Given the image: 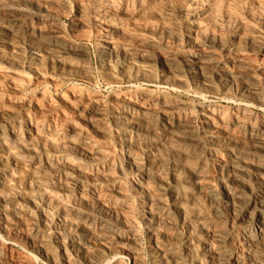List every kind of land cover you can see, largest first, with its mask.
<instances>
[{
	"label": "rangeland",
	"instance_id": "obj_1",
	"mask_svg": "<svg viewBox=\"0 0 264 264\" xmlns=\"http://www.w3.org/2000/svg\"><path fill=\"white\" fill-rule=\"evenodd\" d=\"M5 1L7 0H0V3H3V2L6 3ZM57 1H58L57 3L58 6L55 11L57 13H55V15H57L56 17L61 24L60 25L61 30H60L59 36L63 40L67 41L68 43L73 44L79 50V52H81L82 54L84 53L83 55L86 59L85 62L87 64L86 65L87 71L85 73L86 75L82 74L79 76L78 73H76L75 71H74L75 73H73L72 71L65 69L62 65H60L59 61H57L54 57H52L46 45L43 44L44 42L41 40L37 39L38 41H36L37 43H35L36 49L34 50L37 54L36 53L33 54V52L31 53V51L28 50L27 47H23V45L21 44V37L20 39L19 37L9 38L11 44L8 45L7 48L1 47V38H0V100H1L0 101V126L4 125V129L6 131H8L9 128H15L17 130V133H19L18 136L20 137V139H22L23 141H27L28 137H30L28 136L30 135V132L28 131L30 128L29 127L30 124L28 123L29 121L27 119V116L36 117L37 119L40 118L41 124L45 123V125L50 126V132L48 133V135H52L50 139L52 140V142L55 141L57 143L58 142L61 143L64 141L63 139L65 138V135L67 134L71 126L75 124L74 125L75 127L77 128L81 127L80 130L83 133L85 134L88 133L87 135L92 136L94 140L101 141L106 146L108 145L109 148H111L110 149L111 157L109 161H108L109 158L102 159L99 161L97 160L93 161V160H88V159H85L84 157L81 158V156H78V158L76 157L75 159L76 161L75 160L73 161H75L76 165L80 168V170L82 171V174L84 172H86L87 174L91 171H94L95 169H98V171L100 170V172L101 170L104 172V170L109 169V176L112 175L111 177H113L112 178L113 180L108 179L107 181L104 180L101 183L107 189H110L111 187H114V186H120L119 188L122 194L121 198H117V200L114 199L113 201L115 204L118 205L119 202L123 200L125 202L126 207L124 206L125 209L123 208V210L114 211L117 213H114L112 210L106 212V210L100 211L98 209L95 210V208H93L94 211L93 210L91 211V215L92 216L94 215V219L95 221L97 220L96 221L97 224L102 223L103 228H104L103 231L105 232H102V234L97 235L99 238L95 235H94L95 237L93 236L91 237L92 239L97 237L96 239H94L95 242L97 243H95L94 240H92L91 238L88 239L89 240L88 242L87 240L83 242L81 240H78L76 229L74 227H72V229L71 227H68V226L66 227V224H67V221H70L72 219V216L70 214L72 211L70 212L68 210H72L73 208H75L76 211L80 210V211L88 212V210H86L82 206L81 202L79 203L80 199L78 197L79 194H78V188H77L78 183H80L81 181H83V183L86 182V178H83L85 177L84 176L85 173L82 176H78L77 173L72 171L74 173L73 174L69 170L66 173L67 182L63 180L58 181L55 178L56 176L53 174V172L49 173L48 176L45 175V177L47 176L45 178V183L47 184V185L45 184L46 185L45 191L47 190L45 196L47 200L49 199L48 202L50 204L48 203L46 207H43L40 200H38V201H35L37 202L36 207H35V203L32 206V204H30V201H28V199L31 197L32 194H30L31 193L30 189H27L29 187V185L27 184L28 183L27 174H28V171L30 173V171H32L33 168H36L39 165L41 167L39 166L37 170H40V168L41 169L43 168L41 164H42V157L44 156L42 152L39 151V147L37 146L38 148H36L38 152L36 150V153H34L32 156H28L24 154L23 157H25V161H28V162H26L27 166H23L22 168H20L19 166L16 167L15 165H12L11 163L3 164L0 162L1 163L0 164V198L2 197V195L5 197L7 196V198L10 197L9 199L12 200V202H14L13 203L14 205L12 204L13 209H11L12 207H10V205H7L5 206V208H2V209L0 208L1 212L6 210L4 214L5 219H6L5 220L6 226L4 227V229L0 228V244H3L5 247V249L2 251V254L0 255V264H22V263H25V261L27 262L25 264H28V263L29 264H105V263L106 264H132L134 260H136L138 264H149V263L157 264L158 261H159L158 264H164V263L165 264H172V263L174 264H181V263L182 264H208V261H207L208 258H207V254L204 251L205 246L203 243H207V245L209 244L210 245L209 247H211V249L213 250L219 249L220 253L222 252L221 253L222 258L223 259L229 258L231 260L229 264H234L232 260L236 255L237 247H234V246L232 247V244H230L229 242L231 240V237L234 236L236 232L238 231V229L242 226V224H240L239 216L237 215H239V213L242 210H246L248 207H249L248 209L251 208L254 197L256 196L258 192L259 182L257 180L258 178L257 179L255 178L258 176V173L252 167L254 165V161H256L257 159L260 158L264 160V156H262V153L256 151L255 148H252L253 147L252 145H250L249 147L247 146L248 148H245L244 149L245 151L243 152L239 151L238 158H241V160L248 163V165L243 162L244 165L242 163L237 166L238 174H239L238 180L240 182H243V184H241L238 180L235 183L234 182L231 183L232 180L230 177L228 179L224 177L223 179L220 176H218V174H216L214 170L213 164H211L212 163L211 159L214 157V155L221 153V151L214 146L207 145V142H205L204 139H201L200 137H197V138L195 137L194 139L196 140H193L192 143H190L191 141L190 142L186 141L187 140L186 138L184 139V141L186 142H184L183 139H180L181 142H179L180 140L176 138H170L172 139V141L170 139L166 140V138H164L163 136H162L163 138L159 136L161 134L160 133L161 131H159L158 129H156L155 131V135L158 136V137L156 136V138L154 137L155 135H153L152 137L151 134L147 135V137L144 136L145 138H143L142 137L143 135H142L141 136V142H142L141 151L139 150L137 152V154L139 155L135 153L138 156L137 157L135 155L136 159L137 158L139 159V163H137V165L145 169L149 162L150 163L154 162L157 167V170H154V169L150 170V172L154 171V172H151V175L158 176V174H160L159 177L162 180V183L159 185V187H157L156 185L154 186V184H152V186L150 187V190L152 189L151 192L153 191L155 192V194L154 192L152 194L153 198L154 199L157 198V200L160 201V203L157 204L158 208L156 206H155L156 208L153 207V211L154 213H156V216L158 218L160 217V221L157 222L155 220H151L152 219L150 216L151 212H149L146 207L147 193L144 191V189H141L144 192L143 193L141 190L140 191L137 190L136 192V190H134L133 188V185L136 182H138V179H139V177H137V174L134 172L132 173V171H128L129 173L127 172L126 176L124 175L122 177L116 174L117 173L116 169L121 165V163L122 165L125 164V152L123 148H121V145L123 144L124 130H125L123 129V126H122L124 124V121H122L124 120L122 114H124L126 107L123 104V102H121L122 101L121 99L129 98V97L131 98L138 97L140 92L150 93L151 95L155 97L159 95H164L176 101L181 106L185 105L184 107H186V110H187L186 111L187 117L191 118L192 120H196V121L200 118L199 110L203 105L219 108L221 112L226 113L224 114L226 118L228 117L232 109L238 107L240 108V110L243 109L246 112L248 111L251 112L253 119L255 118L254 120H252L253 123H255L256 125L261 124L262 122H264V78H263L264 77V27H263L264 18H262L264 17V14H263L264 5L262 6V12H261V8L259 11H257L256 9L258 7L257 4H254V2L257 3L256 0H218V1L216 0V2L215 0H208L205 3V5H206L207 10L211 13L210 17L212 21L209 22L208 25L206 22H201L199 26L202 29L201 28L198 29L195 26L196 23L194 22L195 16H193L192 12L186 11V9L183 6V3H181L182 0H122V2L121 0H115L116 2H114L113 0L114 4L112 7H110L109 12L105 13V17L107 18L111 17L114 23H119V22L123 23L125 34L124 33L121 34L120 37H114L115 39H113V41L115 45L117 46V48L119 46L118 49L120 53L122 52L123 54L127 55L128 58H130V59L126 58L125 62L124 61L122 62V60H120V62L116 65V67L124 69V68H127L126 67L127 65L131 66V64L133 65L134 63L136 64L137 62L138 63L136 64V66L139 64L137 67H140L141 65H144L146 63H150V64L152 63L153 70H151V72L149 71L148 74L146 73L147 75L145 76L146 77L148 76V77L147 78L145 77V79L150 78L149 79L150 81L152 80L154 81L156 79L154 81V84L149 85L147 82L137 81V82H133V86H131L128 83L125 84V82H122V83L118 82L120 80L119 79L120 77L118 76L116 71L114 73L111 72L110 75H109V72L106 73L108 75L107 76L108 78L107 77H106L107 79L105 78V75H104L105 72L103 71L104 69L100 67V65L102 66V64H101V60L99 56H101L100 48H102L101 47L102 38L104 37V35L107 36V33L103 32L104 34L102 33L101 36L100 35L97 36L98 35L97 27H95L96 25L95 23H93L94 18H96L95 17L96 14L91 12V10L93 12L94 10H93L90 0H57ZM232 1H234V3ZM259 1H261V4L264 3L262 2L264 0H259ZM235 4H238V5H235ZM0 8H1L0 10V23H1L2 20H4L5 18H7V16L10 15V13H9V10H7L9 9L7 6H2L0 4ZM78 10L83 11L81 16H78ZM153 11L155 13L156 12L161 13L160 15L161 17L157 18V17H154L153 14L149 15V12H153ZM143 13H148V16H144ZM258 13H260L261 16ZM6 14L8 15L6 16ZM40 15L41 14L31 12L28 16V20H32L33 23H35L37 18L40 17ZM103 15L104 14H102V16ZM98 17H100V15H98ZM213 19L215 21H213ZM80 20L82 23L85 22L84 25L85 24L86 25L82 26L83 24L80 22ZM70 22H73V23H70ZM144 25L146 26L144 27ZM163 25L165 26L167 30L168 29L171 30L173 34V35L171 34V38L166 36L168 32L164 31ZM82 30L84 31V33ZM108 36L113 37L114 34L112 35L108 33ZM139 41H141V43H139ZM194 41L198 42L200 45L202 44L201 46L202 48H204L205 51H208V53L210 54L212 53L211 55H212L213 62L216 63V61L218 60L217 62L221 63V62H225L227 58L228 59L230 58L234 60L236 64H239V67L237 66L235 71H238L240 73L242 72L241 74L243 76L241 77V75H237L235 77L237 78L235 81L236 88L233 87V90L235 88L233 92H236L234 94L236 95L234 97L235 101L233 102L225 101L222 98L223 97L221 96L222 92H220L221 84L219 83V80L217 79V76H218L217 69L218 68L216 66L211 67L209 70V86L212 89L211 91H214L216 93L213 92V94H209V96H207L206 98L207 99L206 102L198 95L196 90L192 87L193 85L192 83H190L192 81H191V77L189 73L187 72V67H186L187 62L185 61L186 60L185 58L187 55L195 54L197 52L196 48H194L193 46ZM242 43H244V45ZM18 46H21V47L19 48ZM14 47L16 48V50ZM227 51H229L231 56L230 54H226ZM234 53L237 54L236 57H234L235 56ZM142 56L144 58H141ZM162 57L166 58L167 60L171 62V64L175 68V72L177 73L180 81L182 82L181 87L183 86L184 89L182 88L175 89L171 86H166L164 85V83L161 82L162 76L160 77V75L162 74V72L159 66L160 64L159 58H162ZM3 58L5 61L3 60ZM9 59H11L12 61ZM141 59L144 61H142ZM145 60L147 61L145 62ZM28 66H34V68H36V70L35 69L34 70L37 71V73L39 72L38 75L36 72H31L30 70L31 68ZM11 72L14 74H12ZM15 72L17 75L15 74ZM245 73H246V76H245ZM21 76H24V77H21ZM62 76H67V77L69 76V78L66 80H62L61 78ZM110 76L112 80L110 79ZM113 78L116 79L114 80V82H113ZM110 80L112 84H110ZM251 83L254 84V86H252ZM246 84L249 85L250 87H253V89L255 90L254 101L256 102L252 103L250 101L249 102L241 101L240 98L237 97L238 96L237 90L241 89V87L242 86L244 87V85ZM74 97H78V98L75 99ZM94 99H97V104L99 107V115L97 117L93 116L94 112L92 108L88 107L87 109L83 110L84 108L83 106H85L83 102H86L88 100L92 102ZM62 102L64 103V105ZM36 105L39 106L42 110H44L42 114H37V115L35 114L33 110ZM259 105H263L262 109H261V106ZM246 116L249 117L248 114H246ZM120 118H123V119L119 121ZM91 123L93 124L91 125ZM96 125L98 129L96 128ZM93 126H95V128L98 131L100 128L101 131L99 132H102L104 134V138H101V139L99 138L98 135L100 134L97 133L94 130V128H92ZM33 138L35 137L31 136V140ZM163 139L165 142L163 141ZM32 141L34 144H38V142H36L38 140L33 139ZM32 141H31V144H33ZM166 141L169 143H167ZM147 142L149 143V145ZM164 147H167V148H164ZM169 147L172 148V150H170ZM251 150H253V152ZM157 159H160L159 160L160 162H158ZM50 160L60 164L62 160V154L57 152L53 156L50 157ZM108 164L110 167L108 166ZM111 166L113 169L111 168ZM23 168H27V171L26 169L24 170ZM20 170H22L24 173ZM42 170L46 171L44 169ZM196 170L197 171L201 170L200 172H202L203 174L204 173L209 174L208 175L209 178L207 180L209 181V183L207 182L208 185L210 184L211 186V187L208 186L209 187L208 189H210L209 193H207L208 190L200 193V191H198V189L195 187L194 182H191V180L194 181L193 180L194 178H192L193 176L192 172H195ZM17 171L20 173H23L24 176L20 177L21 174L20 175L18 174L19 175L18 176ZM51 171L49 170L46 172L48 173ZM209 171H212V172L214 171V172L213 174H211V172ZM46 172L45 174H47ZM112 172L113 174H111ZM240 172L244 174H240ZM68 175H69V180H68ZM210 175H211V178H210ZM219 177L221 178L220 180H219ZM225 180H228V181H225ZM219 181L221 185L219 184ZM63 182L64 184L61 187L62 185L61 183ZM229 182L232 185L233 184L234 185L231 186ZM17 183L18 184L20 183V184L17 185ZM56 185L57 187H60V190L59 188L57 189V187H55ZM222 185L227 186L228 188L230 187L232 192L235 193V197H237L238 195V198H237L238 201L236 200L234 202V208H233V210L235 209L234 211L233 210L230 211L229 208L225 207V203L223 202L225 198L223 194ZM238 190L241 192V194ZM47 193H48V196H47ZM156 194L157 196H155ZM76 197H78V199ZM173 197L176 198L177 200L179 210L175 209V203L173 202ZM76 200H78V202ZM56 201H59V202L57 203ZM57 204L61 206L59 205L57 206ZM65 205L66 206L71 205L70 207L72 208L70 207L67 208ZM60 207L66 208L64 209L65 211H67L65 214L66 216L64 217L65 219L61 217V211L59 210ZM16 209H19V211ZM21 210H24V211H21ZM7 211L8 213L9 211L10 212L14 211L13 214L16 217H13L14 215L12 213L8 214ZM74 211L75 210L73 209V212ZM118 211L120 212V214ZM179 213H181L180 214L181 217H179ZM43 214L45 217H47L45 218L46 220L44 218H41ZM124 216H125V219H123ZM0 217H1V214H0ZM126 219L127 221H125ZM255 220L256 218L253 215V217L249 220V222L244 224V226H247V227L252 226L255 223ZM121 221H124L123 225ZM63 222H66V224H64L65 226L62 225ZM160 222H162L163 224H161ZM7 224H9L8 225L9 227L7 226ZM97 224L93 226V229L96 232L98 231ZM60 225L62 227L64 226L65 228H60L59 227ZM156 228L157 230H155ZM153 230L155 231L153 232ZM68 231L71 233V236L74 239L75 237L77 238L75 240L76 241L78 240L77 242L79 243L77 242H75L74 244L71 243L72 242L71 239L65 235V233ZM210 232L212 233L214 232L213 234H215V236H218L216 240L211 239L213 238V234L211 233L212 235L210 236ZM57 234H58V237L56 236ZM27 237H29L30 239L29 238L27 239ZM59 237L61 239H63L62 237H64V239L61 240ZM152 237L154 238L152 239ZM25 239H27L28 241ZM35 239L37 242H35ZM104 240H106V242ZM90 241L93 243L92 245H88V243L91 244ZM208 241L211 242V244L208 243ZM154 242L155 243L157 242V243L154 244ZM36 243L38 246L36 245ZM80 245L82 248L79 250ZM161 245L162 247L164 246L166 249H168L169 252L171 251L169 255H166L162 260H160L158 257L154 258L155 251L157 250V246L158 248L159 247L161 248ZM39 247H42L43 249L45 248L43 252L45 251L44 253H47V254H44V253L42 254L41 251L39 250ZM62 247L64 249H62ZM110 247L113 251L110 249ZM106 249L108 251H106ZM153 249H155V251ZM86 250L89 253L85 252ZM87 260L88 261L90 260L89 263Z\"/></svg>",
	"mask_w": 264,
	"mask_h": 264
},
{
	"label": "bare ground",
	"instance_id": "obj_2",
	"mask_svg": "<svg viewBox=\"0 0 264 264\" xmlns=\"http://www.w3.org/2000/svg\"><path fill=\"white\" fill-rule=\"evenodd\" d=\"M208 0H182L181 3H183L184 8L186 9V11H190L193 13V16H195V26L200 29L201 27L199 26L201 24V22H206L207 25L209 22L212 21L211 19V13L207 10L205 3ZM218 1V0H217ZM257 3L254 2V4H257L258 7L256 8L257 11L260 10L261 8V12H262V6L264 5V3L261 4V1L256 0ZM6 3H0L2 6H7L9 9V13L10 15L7 16L8 14H6L7 18H5L4 20L1 21L0 23V35H1V47L2 48H7L8 45L11 44L10 39L9 38H18L20 39L21 37V44L23 45V47H27L28 50L31 51V53L33 52L36 53L34 50L36 49L35 47V43H37L36 41L41 40L43 41L48 49V51L50 52V54L52 55V57H54L57 61H59L60 65H62L65 69L72 71L73 73H78V75H84L87 71L86 69V62H85V57H84V53L82 54L81 52H79V50L71 43H68L67 41L63 40L62 38H60L59 33H60V22L57 19V15H55L56 9H57V0H7L5 1ZM91 5L93 7L94 12L91 10L92 13L96 14V18H94L93 23H95V27H97V36H101L103 32L107 33V36L104 35V37L102 38V45L100 48L101 49V56L100 60H101V64L100 67H102V69H104L103 71L105 72V78L108 76L106 73L109 72V75L111 72H117L118 76L120 77L119 81L120 83L125 82L128 83L129 85L133 86V82H137V81H143V82H147L149 85L150 84H154V81L156 80H152L150 81L149 79H145V75L148 74V72L151 70H153L152 67V63H146L144 65H141L140 67H137L136 64L138 63H134L133 65L131 64V66L127 65V68H118L116 67V65L120 62V60H122V62L126 61L127 55L123 54L122 55L119 51V46L117 48V46L115 45L113 39H115L114 37H120L121 34L124 33V28H123V23L119 22V23H114L113 19H111V17L107 18L105 17V13H108L110 10V7L113 6V0H90ZM114 2H116L114 0ZM122 2V0H121ZM152 2V1H151ZM216 2V0H215ZM230 2V1H229ZM234 3V1H232ZM264 2V1H262ZM66 3V2H65ZM176 3V2H175ZM225 3V2H224ZM231 3V2H230ZM71 4V3H70ZM227 4V3H226ZM253 4V3H252ZM78 5V4H77ZM140 5V4H139ZM137 5V6H139ZM159 5V4H158ZM238 5V4H235ZM168 6V5H167ZM254 6V5H253ZM62 7V6H61ZM91 7V8H92ZM59 8V7H58ZM183 8V7H182ZM213 8V7H212ZM264 8V7H263ZM159 9V8H158ZM166 9V8H165ZM209 9V8H208ZM211 9V8H210ZM237 9V8H236ZM1 10V8H0ZM60 10V9H59ZM124 10V9H123ZM122 10V11H123ZM178 10V9H177ZM61 11V10H60ZM144 11V10H143ZM238 11V10H237ZM3 12V11H2ZM31 12L34 13H38L41 14L39 18H37L36 22L33 23L32 20H28V16ZM59 12V11H58ZM163 12V11H162ZM253 12V11H252ZM260 12V13H261ZM83 13V11L78 10V16H81ZM213 13V12H212ZM234 13V12H233ZM258 13L260 16L261 14ZM102 14H104L102 16ZM129 14V13H128ZM144 16H148V13H143ZM154 15V17L160 18L161 13H155L153 12H149V15ZM164 14V13H163ZM179 14V13H178ZM264 14V13H263ZM62 15V14H61ZM98 15H100V17H98ZM228 15V14H227ZM2 16V15H1ZM68 16V15H67ZM231 16V14H230ZM259 16V18H260ZM38 17V16H37ZM192 17V16H191ZM79 18V17H78ZM81 18V17H80ZM264 18V17H262ZM77 19V18H76ZM191 19V18H190ZM220 20V19H219ZM113 21V22H112ZM117 21V20H115ZM213 21H215L213 19ZM231 21V20H230ZM234 21V20H233ZM81 22V20H80ZM79 22V23H80ZM73 23V22H70ZM82 23V22H81ZM85 23V22H84ZM84 23H82V26H85ZM243 23V22H242ZM164 24V23H163ZM211 24V23H210ZM238 24V23H237ZM73 25V24H72ZM77 25V24H76ZM184 25V24H183ZM146 25H144L145 27ZM170 26V25H169ZM213 26V25H212ZM244 26V25H242ZM77 27V26H76ZM167 27V26H166ZM195 27V28H196ZM237 27V26H236ZM264 27V26H263ZM83 28V27H82ZM135 28V27H134ZM164 31H167V35L168 37L171 38V30L170 29H166L165 26L163 25ZM204 28V27H203ZM257 28V27H256ZM133 29V28H132ZM131 29V30H132ZM161 29V28H160ZM173 29V28H172ZM202 29V28H201ZM206 29V28H205ZM75 30V29H73ZM130 30V31H131ZM152 30V29H151ZM170 30V32H169ZM213 30V29H212ZM220 30V29H219ZM233 30V29H232ZM243 30V29H242ZM250 30V29H249ZM255 30V29H254ZM83 31V30H82ZM204 31V30H203ZM211 32V31H210ZM80 33V32H79ZM84 33V31H83ZM96 33V32H95ZM109 34H114V36L110 37L108 36ZM162 33V32H161ZM260 33V32H259ZM75 34V33H74ZM104 34V33H103ZM125 34V33H124ZM252 34V33H251ZM262 34V33H261ZM173 35V34H172ZM179 35V34H178ZM177 35V36H178ZM195 35V34H194ZM203 35V34H202ZM242 35V34H241ZM245 35V34H244ZM216 36V35H215ZM92 37V36H91ZM175 37V36H174ZM213 37V36H212ZM221 37V36H220ZM250 37V36H249ZM252 37V36H251ZM134 38V37H133ZM132 38V39H133ZM147 38V37H146ZM245 38V37H244ZM38 39V40H37ZM141 39V38H140ZM209 39V38H208ZM238 39V38H237ZM166 40V39H165ZM240 40V39H239ZM15 41V40H14ZM161 41V40H160ZM210 41V40H209ZM218 41V40H217ZM220 41V40H219ZM10 42V43H9ZM137 42V41H136ZM165 42V41H164ZM178 42V41H177ZM252 42V41H251ZM139 43H141V41H139ZM167 43V42H166ZM13 44V43H12ZM121 44V43H120ZM125 44V43H123ZM229 44V43H228ZM241 44V43H240ZM244 45V43H242ZM250 44V43H249ZM122 45V44H121ZM202 45V44H201ZM198 42H193V46L194 48H196V53L195 54H189L186 56V67H187V72L189 73L190 77H191V81L190 83H192V87L196 90V92L198 93V95L205 100L206 102V98L207 96H209V94H213L214 91H211V87L209 86V70L211 67L216 66L218 69V76L217 79L219 80V84L221 87L220 92H222L223 96L222 98L225 101H235L234 97L236 95H234L236 92H233L236 88L235 85V81L237 78H235L237 75H241V77L243 76L240 72L235 71L237 66L239 67V64H236L234 62V60L232 59H228L225 62H221L218 63L216 61L213 62L212 61V53H208V51H205L204 48H202ZM238 45V44H237ZM14 46V45H12ZM38 46V45H37ZM129 46V45H128ZM140 46V45H139ZM151 46V45H150ZM235 46V45H234ZM17 47V46H15ZM14 47V48H15ZM19 48L21 46H18ZM122 47V46H121ZM230 47V46H229ZM241 47V46H239ZM12 48V47H10ZM26 48V49H27ZM147 48V47H146ZM174 48V47H173ZM16 50V48H15ZM22 50V49H21ZM96 50V49H95ZM122 50V48H121ZM228 50V49H227ZM11 52V50H10ZM13 52V50H12ZM47 52V51H46ZM4 53V52H3ZM222 53V52H221ZM238 53V52H237ZM37 54V53H36ZM99 54V53H98ZM99 54V55H100ZM225 54V53H224ZM226 54H230L229 51H227ZM47 55V54H46ZM49 55V53H48ZM216 55V54H215ZM234 57H236L237 54L234 53ZM241 55V54H240ZM245 55V54H244ZM248 55V54H247ZM5 56V55H4ZM10 56V55H9ZM24 56V55H23ZM36 56V55H35ZM44 56V55H42ZM231 56V54H230ZM246 56V55H245ZM253 56V55H252ZM18 57V56H17ZM217 57V56H216ZM250 57V56H249ZM262 57V56H261ZM5 58V57H4ZM3 58V60H4ZM12 58V57H11ZM35 58V57H34ZM46 58V57H45ZM135 58V57H134ZM140 58V57H139ZM141 58H144L143 56ZM154 58V57H153ZM218 58V57H217ZM260 58V57H259ZM37 59V58H36ZM130 59V58H128ZM147 59V58H146ZM160 59V69L162 74L160 75L161 77V82L164 83V85L166 86H171L173 88H182L184 89V87L182 85V82L179 79V76L177 75V73L175 72V68L173 67V65L171 64V62L169 60H167L166 58L162 57L159 58ZM220 59V58H219ZM238 59V58H237ZM11 60V59H9ZM41 60V59H40ZM99 60V58H98ZM139 60V59H138ZM142 60V59H141ZM5 61V60H4ZM12 61V60H11ZM22 61V60H21ZM47 61V60H46ZM56 61V63H57ZM144 61V60H142ZM147 60H145L146 62ZM150 61V60H149ZM184 61V62H185ZM129 62V61H128ZM132 62V61H130ZM136 62V61H135ZM240 62V61H238ZM237 62V63H238ZM12 63V62H11ZM58 63V64H59ZM141 63V62H140ZM157 63V62H156ZM244 63V62H243ZM53 64V62H52ZM129 64V63H127ZM157 64V65H158ZM10 65V64H9ZM126 65V63H125ZM242 65V64H241ZM244 65V64H243ZM122 66V65H121ZM31 69V72H36V68H34V66H28ZM37 67V66H36ZM56 67V66H55ZM62 67V68H63ZM61 68V67H60ZM155 68V66H154ZM159 68V67H158ZM35 69V70H34ZM126 69V70H125ZM249 69V68H248ZM5 70V69H4ZM57 70V69H56ZM101 70V69H100ZM75 71V72H74ZM248 71V70H247ZM23 72V71H22ZM61 72V71H60ZM12 73V72H11ZM35 73V74H36ZM39 73V72H38ZM37 73V75H38ZM147 73V74H146ZM14 74V73H12ZM16 74V72H15ZM244 74V73H243ZM248 74V73H247ZM260 74V73H259ZM17 75V74H16ZM22 75V74H21ZM25 75V74H23ZM40 75V74H39ZM65 75V74H64ZM70 75V74H69ZM76 75V76H78ZM86 75V74H85ZM103 75V77H104ZM249 75V74H248ZM247 75V76H248ZM262 75V74H261ZM60 76V74H59ZM246 76V73H245ZM2 77V75H1ZM24 77V76H21ZM72 77V76H71ZM87 77V76H86ZM148 77V76H147ZM146 77V78H147ZM249 77V76H248ZM62 80H66L69 78V76H62L61 77ZM75 78V77H74ZM108 78V77H107ZM106 78V79H107ZM153 78V77H152ZM247 78V77H246ZM264 78V77H263ZM10 79V78H9ZM20 79V78H19ZM27 79V78H26ZM38 79V78H37ZM82 79V77H81ZM110 79L112 80L111 76ZM240 79V78H239ZM58 80V79H57ZM91 80V79H90ZM110 80V84L111 83ZM113 78V82H114ZM18 81V80H17ZM53 81V80H52ZM55 81V80H54ZM19 82V81H18ZM57 82V81H56ZM105 82V81H104ZM117 82V81H116ZM238 82V80H237ZM255 83V82H253ZM22 84V83H21ZM127 84V85H128ZM145 84V83H144ZM250 84V83H249ZM252 84V83H251ZM17 85V84H16ZM263 85V84H262ZM13 86V85H12ZM40 86V85H39ZM54 86V85H53ZM58 86V85H57ZM117 86V85H116ZM252 86H254V84H252ZM16 87V86H14ZM19 87V86H17ZM79 87V86H78ZM233 87L234 90H233ZM243 87V86H242ZM239 90H237V97L240 98L241 101H250V102H256L254 101V97H255V90L253 89V87H250L249 85H244V87ZM34 88V87H33ZM45 88V87H44ZM57 88V87H56ZM81 88V87H80ZM5 89V88H4ZM43 90V89H41ZM54 90V89H53ZM150 90V89H149ZM179 90V89H178ZM12 91V90H11ZM10 91V92H11ZM80 91V90H79ZM183 91V90H182ZM185 91V90H184ZM216 91V90H215ZM219 91V90H218ZM166 92V91H165ZM20 93V92H19ZM79 93V92H78ZM216 93V92H214ZM12 94V93H11ZM88 94V93H87ZM139 94V93H138ZM122 95V94H121ZM41 96V95H40ZM46 96V95H45ZM80 96V95H79ZM211 96V95H210ZM6 97V96H5ZM36 97V96H35ZM8 98V97H7ZM39 98V97H38ZM75 99H77L78 97H74ZM83 98V97H82ZM88 98V97H87ZM6 99V98H5ZM74 99V100H75ZM116 99V98H115ZM63 100V99H62ZM123 102V104L126 107V110L124 111L123 118L124 120V124L123 129L124 130V138H123V147L121 145V148H123L124 152H125V164L121 165L116 169V174L122 176H126L128 171H132V173H136L137 177H139L138 182H136L133 185L134 190H141L144 189V191L147 193V197H146V207L148 209L149 212H151L150 216H151V220H155L157 222L160 221V217L158 218L156 216V213H154L153 211V207H157V204L160 203V201L153 198V192L152 189L150 190V187L152 186V184H154V186L156 185L157 187H159V185L162 183L161 178L159 177L160 174H158V176L156 175H151V171L150 170H157V167L155 165L154 162H149L147 167L141 168V166L137 165V163H139V159L137 160L135 155L137 154V152L140 150L141 151V136L143 138L147 137V135L151 134V136L153 137V135H155V131L156 129H158L159 131H161L159 134V136H163L164 138L170 139V138H176V139H184L186 138L188 142L192 143L195 137H200L201 139H204L205 142H207V145L209 146H214L217 149H219L221 151V153L214 155V157L211 159L214 167V170L216 172V174H218V176H220L221 178L224 179V177H226L227 179L230 177L231 178V183L232 182H236L238 180L239 174H238V165L242 164L244 161L241 160V158H238L239 156V151L243 152L245 151V148H248L250 145H252V148H255L256 151L262 153V156H264V122H262L261 124L256 125L255 123L252 122L253 116L251 114V112H246L243 109L240 110V108L236 107L234 109H232L228 115V117L226 118L224 114L220 111L219 108L216 107H211V106H202L200 108V118L196 121V120H192L191 118L187 117V110L186 107L181 106L180 104H178L176 101L172 100L171 98L164 96V95H159V96H153L150 93H146V92H140L138 97H134V98H124L121 99ZM1 101V100H0ZM64 102V101H63ZM62 102V103H63ZM71 102V100H70ZM93 102V104H92ZM92 102H90V100L83 102V104H85V106H83V110L89 108L93 109L94 112V117H97L99 115V107L97 104V99H94ZM182 102V101H181ZM20 103V102H19ZM61 103V102H60ZM67 103V102H66ZM65 103V104H66ZM69 103V101H68ZM101 103V102H100ZM7 104V103H6ZM55 104V103H54ZM82 104V105H83ZM188 104V103H187ZM258 104V103H257ZM34 105V104H33ZM53 105V104H52ZM62 105V104H61ZM64 105V103H63ZM73 105V104H72ZM15 106V105H14ZM22 106V105H21ZM194 106V105H193ZM261 106V109L263 107V105H259ZM2 107V106H1ZM6 107V105H5ZM19 107V106H18ZM64 107V106H63ZM101 107V106H100ZM198 107V106H197ZM66 108V107H65ZM31 109V108H30ZM47 109V108H46ZM80 109V108H79ZM101 109V108H100ZM3 110V109H2ZM13 110V109H12ZM50 110V109H49ZM68 110V109H67ZM8 111V110H7ZM10 111V110H9ZM35 114H42L44 110H42L39 106H35L34 110ZM48 111V110H47ZM12 112V111H11ZM76 112V111H75ZM10 113V112H9ZM20 113V112H19ZM28 114V113H27ZM105 114V113H104ZM118 114V113H117ZM246 114H248L249 117L246 116ZM3 115V113H2ZM6 115V114H4ZM92 115V114H91ZM254 115V114H253ZM101 116V115H100ZM7 117V116H5ZM39 117V116H38ZM69 117V116H68ZM67 117V118H68ZM87 117V116H86ZM110 117V116H109ZM63 118V117H62ZM112 118V117H111ZM116 118V117H115ZM118 118V117H117ZM120 118L119 121H121ZM248 118V119H247ZM28 119V123L29 125V132H30V137H28L27 141H23L22 139H20V137L18 136L19 133H17V130L15 128H9L8 131H6L4 129V125L0 126V162L1 163H11L12 165H15L16 167L19 166L20 168H22L23 166H27L25 161V157L24 154L28 155V156H32L34 153H36V148L39 147V151L42 152L43 156L42 157V166L44 170L46 171H51V172H46L43 171L41 168L40 170H37L38 167L33 168L32 171H28V185L29 187L27 189H30L31 193V197L28 199V201H30V204H32V206L35 203V207H36V203L35 201L40 200V202L42 203L43 207H46L48 205V201L46 198V183H45V178L48 176L49 173H52L56 176L55 178L58 181H66L67 179V171H73L75 173L78 174V176H82L84 173L83 178H86V182L83 183V181H81L80 183L77 184V188H78V197L80 199L79 203L81 202L82 206L88 210L87 211H76L75 208H73L75 211L73 212L72 210H68V211H72L70 214L72 216V219L70 221L63 222L62 225L66 224V227H74L77 231V238L78 240L81 241H89L88 239L91 238L92 236L95 237L99 234H102L103 231V225L102 223L97 224L95 219H94V215H91V211L93 210V208L98 209L100 211L102 210H106L107 211H117V210H123L124 206H125V202L123 200H121L119 202V204H115L114 203V199L117 200V198H121V190H120V186H114L111 187L110 185V189H107L104 185H102L101 182H103L104 180H108V179H112L113 177L109 176V169L104 170V172L101 170L98 171V169H95L94 171H91L89 173L86 174V172H84L82 174V171L80 170V168L76 165L75 163V159L76 157L78 158V156L84 157L85 159L88 160H102V159H108V161L110 160L111 157V148H109V146L103 144L101 141H96L92 138V136H88L87 134L83 133L80 128L75 127L74 125L71 126L67 132V134L65 135V138L63 139V142H52V140L50 139L52 137V135H48V133L50 132V126L45 125V123H40V118L37 119L36 117H31V116H27ZM65 119V118H64ZM72 119V118H71ZM194 119V118H193ZM51 120V119H50ZM66 120V119H65ZM97 120V118H96ZM94 122V121H92ZM27 123V124H28ZM119 123V122H118ZM121 123V122H120ZM24 124V123H23ZM93 123H91L92 125ZM61 125V124H60ZM78 125V124H77ZM59 126V125H58ZM6 127V126H5ZM8 127V126H7ZM86 127V126H85ZM92 128H94V130L99 133L100 135L99 138H104V134L99 128V131L97 130V125L96 128L95 126H93ZM152 128V129H151ZM89 129V128H88ZM107 129V128H106ZM92 131V130H91ZM115 132V131H114ZM29 134V133H28ZM107 135V134H106ZM31 136H34L35 140H38L36 142H38V144H34L33 143V139L31 140ZM145 136V137H144ZM157 135H155L154 137L156 138ZM158 137V136H157ZM162 137V138H163ZM26 138V137H25ZM106 138V137H105ZM154 138V139H155ZM161 138V140H162ZM156 140V139H155ZM154 140V141H155ZM160 140V139H159ZM172 141V139H170ZM31 141L33 144H31ZM104 141V140H103ZM145 141V140H144ZM164 141V139H163ZM178 141V140H177ZM184 141V142H186ZM35 142V143H36ZM115 142V141H114ZM146 142V141H145ZM144 142V143H145ZM165 142V141H164ZM167 142V141H166ZM181 142V140L179 141ZM57 143V144H56ZM148 143V142H147ZM169 143V142H167ZM146 144V143H145ZM152 144V142H151ZM166 144V143H165ZM164 144V146H165ZM175 144V142H174ZM143 145V144H142ZM147 145V144H146ZM149 145V143H148ZM168 145V144H167ZM180 145V144H179ZM38 146V147H37ZM161 146V145H159ZM170 146V145H169ZM194 146V145H193ZM248 146V147H247ZM143 148V147H142ZM167 148V147H164ZM170 148V147H169ZM182 148V147H181ZM187 148V147H186ZM177 149V148H176ZM174 149V150H176ZM113 150V149H112ZM144 150V149H143ZM156 150V149H155ZM170 150H172V148H170ZM186 150V149H185ZM248 150V149H247ZM114 151V150H113ZM112 151V152H113ZM162 151V150H160ZM169 151V150H168ZM179 151V150H178ZM193 151V150H192ZM249 151V150H248ZM253 152V150H251ZM38 152V150H37ZM61 153L62 154V160L59 163L53 162L50 160V157L53 156L55 153ZM165 152V150H164ZM203 152V151H202ZM136 153V154H135ZM140 153V152H139ZM176 153V152H175ZM181 153V152H180ZM184 153V151H183ZM212 153V152H211ZM218 153V152H217ZM249 153V152H248ZM41 154V155H42ZM166 154V153H165ZM179 154V153H178ZM198 154V153H197ZM253 154V153H252ZM119 155V154H118ZM139 155V154H137ZM136 155V156H137ZM146 155V154H145ZM177 155V154H176ZM183 155V154H182ZM158 156V155H157ZM242 156V155H241ZM244 156V155H243ZM138 157V156H137ZM187 157V156H186ZM161 158V157H160ZM252 158V157H251ZM255 158V157H254ZM259 158V157H257ZM263 158V157H262ZM31 159V158H30ZM39 159V158H38ZM55 159V158H53ZM113 159V158H111ZM115 159V158H114ZM153 159V158H152ZM162 159V158H161ZM165 159V158H164ZM167 159V158H166ZM173 159V157H172ZM256 159V158H255ZM27 160V159H26ZM75 160V161H73ZM158 162H160V159H157ZM252 160V159H251ZM250 160V161H251ZM138 161V162H137ZM162 161V160H161ZM189 161V159H188ZM249 161V160H248ZM263 159H257L256 161H254V165L251 167L258 173V176L255 177L258 182H259V189L258 192L256 194V196L254 197L252 206L250 209H246V210H242L239 215V220H240V224H242V226L238 229V231L236 232V234L234 236L231 237L230 240V244H232V247H237V251H236V255L233 258V263L234 264H264V163H263ZM79 162V161H78ZM0 163V164H1ZM36 163V162H35ZM80 163V162H79ZM109 163V162H108ZM116 163V162H115ZM118 163V162H117ZM246 163V162H244ZM243 163V165H244ZM2 164V165H3ZM112 164V163H111ZM114 164V163H113ZM161 164V163H160ZM167 164V163H166ZM248 165V163H246ZM245 164V165H246ZM251 164V163H250ZM6 165V164H5ZM33 165V164H32ZM35 165V164H34ZM79 165V164H78ZM100 165V164H99ZM141 165V164H140ZM109 166V164H108ZM161 166V165H160ZM159 166V167H160ZM41 167V166H40ZM110 167V166H109ZM108 167V168H109ZM186 167V166H185ZM248 167V166H247ZM82 168V167H81ZM112 168V166H111ZM173 168V167H172ZM206 168V167H205ZM18 169V168H17ZM24 170L27 168H23ZM22 169V170H23ZM84 169V168H83ZM113 169V168H112ZM110 169V170H112ZM162 169V167H161ZM20 170V171H22ZM31 170V169H30ZM90 170V169H89ZM173 170V169H172ZM178 170V169H177ZM188 170V169H187ZM210 170V169H209ZM84 171V170H83ZM160 171V170H159ZM189 171V170H188ZM201 171V170H200ZM200 171H195L192 172L193 176L192 178H194L191 182H194L195 187L198 189V191L203 192V191H207V193H209L210 189H208L210 186V184L208 185L209 181L208 180V175L209 174H203ZM206 171V170H205ZM23 172V171H22ZM45 172L47 174H45ZM72 172V173H73ZM211 174H213L212 171ZM24 173V172H23ZM23 173H20L17 171V175L21 174L20 177H23ZM129 173V172H128ZM26 174V173H25ZM74 174V173H73ZM76 174V175H77ZM113 174V172L111 173ZM156 174V173H155ZM190 174V173H189ZM240 174H244L242 172H240ZM12 175V174H11ZM18 175V176H19ZM45 175H47L45 177ZM115 175V174H114ZM113 175V176H114ZM191 175V174H190ZM117 177V175H116ZM115 177V178H116ZM191 177V176H190ZM217 177V176H216ZM219 177V180L221 179ZM119 178V177H118ZM163 178V177H162ZM166 178V177H165ZM211 178V175H210ZM213 178V177H212ZM215 178V177H214ZM3 179V178H2ZM18 179V178H17ZM122 179V178H121ZM15 180V179H14ZM21 180V179H20ZM68 180H69V175H68ZM71 180V178H70ZM113 180V179H112ZM241 180V179H240ZM57 181V182H58ZM111 181V180H110ZM115 181V180H114ZM182 181V180H181ZM218 181V180H217ZM228 181V180H225ZM239 181V180H238ZM243 181V180H242ZM4 182V181H3ZM8 182V181H7ZM67 182V181H66ZM208 182V183H207ZM223 182V181H222ZM240 182V181H239ZM51 183V182H50ZM131 183V182H130ZM185 183V182H184ZM230 183V182H229ZM230 183V184H231ZM241 184H243V182H240ZM239 183V184H240ZM8 184V183H7ZM5 184V185H7ZM13 184V183H12ZM20 184V183H19ZM17 183V185H19ZM46 184V185H45ZM61 187L63 186L64 182L61 183ZM69 184V183H68ZM109 184V183H108ZM166 184V183H165ZM193 184V183H191ZM213 184V183H212ZM220 184V181H219ZM229 184V185H230ZM240 184V185H241ZM245 184V183H244ZM49 185V184H48ZM51 185V184H50ZM60 185V184H59ZM58 185V186H59ZM221 185V184H220ZM224 185V184H223ZM222 185V186H223ZM234 185V184H233ZM231 184V186H233ZM10 186V185H9ZM54 186V184H53ZM52 186V187H53ZM69 186V185H68ZM238 186V185H237ZM5 187V186H4ZM48 187V186H47ZM57 187V185L55 186ZM67 187V186H66ZM156 187V188H157ZM211 187V186H210ZM9 188V187H8ZM15 188V187H14ZM49 188V187H48ZM60 187H57V189ZM194 188V189H196ZM220 188V187H219ZM7 189V188H6ZM54 189V188H53ZM63 189V188H61ZM158 189V188H157ZM251 189V188H250ZM14 190V189H13ZM26 190V189H25ZM66 190V189H64ZM63 190V191H64ZM184 190V189H183ZM182 190V191H183ZM213 190V189H212ZM240 190V189H239ZM238 190V191H239ZM8 191V190H7ZM50 191V190H49ZM57 191V190H56ZM76 191V190H75ZM142 191V190H141ZM161 191V190H160ZM181 191V190H180ZM237 191V192H238ZM86 192V194H85ZM143 192V191H142ZM176 192V191H175ZM236 192V193H237ZM240 192V191H239ZM8 193V192H7ZM6 193V194H7ZM50 193V192H49ZM144 193V192H143ZM182 193V192H181ZM206 193V192H205ZM203 193V194H205ZM214 193V192H213ZM12 194V193H11ZM57 194V193H56ZM55 194V195H56ZM155 194V192H154ZM163 194V193H162ZM169 194V193H168ZM192 194V193H191ZM202 194V195H203ZM223 194H224V198L225 200L223 201L225 203V207L229 208V210H233L234 208V202L237 200V197H235V193L232 192L231 188L227 187V186H223ZM241 194V192H240ZM5 195V194H4ZM87 195V196H86ZM124 195V194H123ZM145 195V194H144ZM181 195V194H180ZM184 195V194H182ZM190 195V194H189ZM48 196V193H47ZM54 196V195H53ZM157 196V194L155 195ZM162 196V195H161ZM177 196V195H176ZM194 196V195H193ZM223 196V195H222ZM13 197V196H12ZM65 197V196H64ZM78 197H76L78 199ZM159 197V196H158ZM204 197V196H203ZM216 197V196H215ZM10 198V197H9ZM9 198H7V196H3L0 198V208H5V206L10 205V207H12V204L14 202H12V200H10ZM49 198V197H48ZM71 198V197H70ZM69 198V199H70ZM143 198V196H142ZM199 198V197H198ZM27 199V198H26ZM65 200V199H64ZM63 200V201H64ZM156 200V202H155ZM244 200V199H243ZM248 200V199H247ZM55 201V199H54ZM78 202V200H76ZM209 201V200H208ZM238 201V200H237ZM57 203L59 201H56ZM69 202V201H68ZM129 202V201H128ZM145 202V201H144ZM173 202L175 203V209L179 210L178 204H177V200L176 198L173 197ZM196 202V201H195ZM198 202V201H197ZM29 203V202H28ZM39 203V202H38ZM61 203V202H60ZM74 203V202H73ZM210 203V202H209ZM215 203V202H214ZM237 203V202H236ZM50 204V203H49ZM64 204V203H63ZM68 204V203H67ZM76 204V203H75ZM80 204V205H81ZM164 204V203H163ZM166 204V203H165ZM14 205V204H13ZM38 205V204H37ZM56 205V204H55ZM59 204H57L58 206ZM78 205V203H77ZM79 205V206H80ZM17 206V205H16ZM21 206V205H20ZM56 206V208H57ZM61 206V205H59ZM66 206V205H65ZM71 205L66 206L67 208L70 207ZM74 206V205H73ZM81 206V207H82ZM208 206V205H207ZM63 207V206H62ZM80 207V208H81ZM126 207V206H125ZM155 207V208H156ZM16 208V207H14ZM55 208V210H56ZM72 208V207H70ZM158 208V207H157ZM184 208V207H183ZM13 209V207L11 208ZM64 208L60 207V211H61V217H65L66 212ZM125 209V208H124ZM152 209V210H151ZM181 209V208H180ZM192 209V208H191ZM4 210V209H3ZM19 211V209H16ZM58 210V211H59ZM78 210V209H77ZM90 210V211H89ZM97 210V211H98ZM195 210V209H194ZM193 210V211H194ZM235 210V209H234ZM233 210V211H234ZM6 211V210H5ZM5 211L1 212V217H0V228L4 229V227L6 226L5 224ZM24 211V210H21ZM20 211V212H21ZM94 211V210H93ZM157 211V210H156ZM14 212V211H13ZM10 212L9 213H12ZM19 212V213H20ZM51 212V211H50ZM112 212V213H113ZM119 212V211H118ZM123 212V211H122ZM148 212V213H149ZM168 212V211H167ZM190 212V211H189ZM8 213V211H7ZM8 213V214H9ZM103 213V212H102ZM117 213V212H114ZM177 213V212H176ZM182 213V212H181ZM179 213V217L180 214ZM225 213V212H224ZM238 213V212H237ZM68 214V213H67ZM111 214V213H109ZM108 214V215H109ZM120 214V212H119ZM214 214V213H213ZM235 214V213H233ZM14 215V214H13ZM18 215V214H16ZM115 215V214H114ZM117 215V214H116ZM127 215V214H126ZM141 215V214H140ZM197 215V214H196ZM227 215V214H226ZM253 215L255 216L256 220L255 223L250 226H244V224L248 223L249 220L253 217ZM11 216V215H10ZM25 216V215H24ZM120 216V215H119ZM212 216V215H211ZM216 216V215H215ZM13 217H16L15 215ZM59 217V216H58ZM57 217V218H58ZM69 217V216H68ZM129 217V216H128ZM183 217V216H182ZM205 217V216H204ZM209 217V216H208ZM221 217V215H220ZM41 218H47L44 216ZM60 218V217H59ZM104 218V217H103ZM122 218V217H121ZM185 218V217H184ZM213 218V217H212ZM215 218V217H214ZM218 218V217H216ZM231 218V217H230ZM65 219V218H64ZM70 219V218H69ZM125 219V216L124 218ZM22 220V219H21ZM46 220V219H45ZM44 220V221H45ZM59 220V219H58ZM122 220V219H121ZM127 221V219L125 220ZM143 221V220H142ZM150 221V220H148ZM165 221V220H164ZM163 221V223H164ZM62 222V221H61ZM69 222V223H68ZM122 225L124 221H121ZM176 222V221H175ZM23 223V222H21ZM42 223V222H41ZM44 223V222H43ZM59 223V222H57ZM120 223V222H119ZM129 223V221H128ZM149 223V222H148ZM156 223V222H155ZM161 224H163L162 222H160ZM232 223V221H231ZM98 225V231H94L93 226ZM121 224V223H120ZM145 224V223H144ZM152 224V223H151ZM168 224V223H167ZM180 224V223H179ZM201 224V223H200ZM204 224V223H203ZM223 224V223H222ZM9 224H7L8 226ZM34 225V224H33ZM125 225V224H124ZM155 225V224H154ZM202 225V224H201ZM212 225V224H211ZM28 226V225H27ZM56 226V225H55ZM65 226V225H64ZM62 227L61 225L59 226L60 228H65ZM153 226V225H152ZM207 226V225H206ZM9 227V226H8ZM58 227V228H59ZM105 227V226H104ZM110 227V226H109ZM127 227V226H126ZM150 227V226H149ZM156 227V226H155ZM154 228V227H153ZM198 228V227H197ZM171 229V228H170ZM195 229V228H194ZM56 230V229H55ZM59 230V229H58ZM61 230V229H60ZM157 230V228L155 229ZM153 230V232L155 231ZM160 230V229H159ZM213 230V229H212ZM5 231V230H4ZM3 231V232H4ZM25 231V230H24ZM67 231V229H66ZM70 231V230H69ZM66 232L65 235L67 237H69L71 239V243L74 244L75 242H77L75 239H77L75 237V239L71 236L70 232ZM75 231V232H76ZM96 232V234H95ZM150 232V231H149ZM157 232V231H156ZM155 232V233H156ZM169 232V231H168ZM64 233V232H62ZM61 233V234H62ZM176 233V232H175ZM190 233V232H189ZM210 232V236L214 233ZM217 233V232H216ZM22 234V233H21ZM139 234V233H138ZM185 234V233H183ZM7 235V233H6ZM10 235V234H9ZM25 235V234H24ZM27 235V234H26ZM95 235V236H94ZM153 235V233H152ZM173 235V234H172ZM178 235V234H177ZM58 237V234L56 235ZM65 236V237H66ZM151 236V235H150ZM26 237V236H25ZM46 237V236H45ZM98 237V236H97ZM96 237V238H97ZM102 237V236H100ZM171 237V236H170ZM179 237V236H178ZM206 237V236H205ZM218 236H215V234H213V238H211L212 240H216ZM29 237H27L28 239ZM32 238V236H31ZM48 238V237H47ZM60 238V237H59ZM64 239V237H62ZM94 238V239H96ZM99 238V237H98ZM104 238V237H102ZM107 238V237H106ZM111 238V237H110ZM154 237H152L153 239ZM25 239V240H27ZM30 239V238H29ZM42 239V238H41ZM40 239V240H41ZM58 239V238H57ZM61 239V238H60ZM61 239V240H63ZM92 239V238H91ZM92 239V240H94ZM128 239V238H127ZM210 239V240H211ZM33 240V239H32ZM31 240V241H32ZM60 240V241H61ZM91 240V241H92ZM110 240V239H109ZM175 240V239H174ZM15 241V240H14ZM28 241V240H27ZM58 241V240H57ZM90 241V242H91ZM106 242V240H104ZM127 241V240H126ZM166 241V240H165ZM172 241V240H171ZM218 241V240H217ZM228 241V240H227ZM35 242L36 239H35ZM59 242V241H58ZM95 242V240H94ZM101 242V241H100ZM213 242V241H212ZM215 242V241H214ZM34 243V242H33ZM60 243V242H59ZM79 243V242H77ZM86 243V242H85ZM97 243V242H95ZM157 243V242H156ZM154 242V244H156ZM208 243L211 244V242L208 241ZM216 243V242H215ZM219 243V242H218ZM29 244V243H28ZM39 244V243H38ZM62 244V243H61ZM87 244V243H86ZM93 243L91 242L88 243V245H92ZM100 244V243H99ZM162 244V243H161ZM204 244V251L207 254V258H208V264H229L230 263V259L226 258L223 259L222 258V252L220 253L219 249L213 250L211 249V247H209L210 245L207 243H203ZM37 245V243H36ZM78 245V244H76ZM108 245V244H107ZM153 245V244H152ZM174 245V244H173ZM198 245V244H197ZM200 245V244H199ZM38 246V245H37ZM44 246V245H43ZM64 246V245H63ZM98 246V244H97ZM117 246V245H116ZM8 247V246H7ZM24 247V246H23ZM93 247V246H92ZM96 247V246H95ZM106 247V246H104ZM202 247V246H201ZM213 247V246H212ZM36 248V247H35ZM47 248V247H46ZM73 248V247H72ZM81 245L79 246V250L81 249ZM86 248V247H85ZM109 248V247H108ZM107 248V249H108ZM113 248V247H112ZM123 248V247H122ZM170 248V247H169ZM173 248V247H172ZM191 248V247H190ZM5 249L3 244H0V255L2 254V251ZM37 249V248H36ZM48 249V248H47ZM62 249H64L62 247ZM77 249V248H75ZM74 249V250H75ZM89 249V248H88ZM87 249V250H88ZM106 249V251H108ZM111 249V247H110ZM33 250V249H32ZM39 250L41 251V253L43 254V250H45V248L43 249L42 247H39ZM85 250V249H84ZM85 252H88V251ZM94 250V249H93ZM92 250V251H93ZM103 250V249H102ZM112 250V249H111ZM155 251V249H153ZM190 250V249H189ZM192 250V249H191ZM38 251V250H37ZM39 251V253H40ZM51 251V250H50ZM90 251V252H92ZM101 251V250H99ZM104 251V250H103ZM110 251V250H109ZM113 251V250H112ZM118 251V250H117ZM128 251V250H127ZM132 251V250H131ZM82 252V251H81ZM129 252V251H128ZM171 252V251H170ZM169 250L166 249L164 246L161 248L157 246V250L155 251V255L154 258L158 257L160 260H162L166 255H169ZM190 252V251H189ZM193 252V251H192ZM84 253V252H83ZM89 253V252H88ZM124 253V252H123ZM132 253V252H131ZM153 253V252H152ZM173 253V252H172ZM204 253V254H205ZM47 254V253H44ZM62 254V253H61ZM92 254V253H90ZM96 254V253H95ZM100 254V253H99ZM125 254V253H124ZM203 254V253H202ZM9 255V254H8ZM11 255V254H10ZM135 255V253H134ZM189 255V254H188ZM45 256V255H44ZM84 256V255H83ZM132 256V255H131ZM179 256V255H178ZM130 257V256H129ZM133 257V256H132ZM204 257V256H203ZM225 257V256H224ZM48 258V257H47ZM51 258V257H50ZM69 258V257H68ZM112 258V256H111ZM174 258V256H173ZM189 258V257H188ZM18 259V258H17ZM158 259V260H159ZM173 260V259H172ZM176 260V259H175ZM179 260V259H178ZM11 261V260H10ZM18 261V260H17ZM88 261V260H87ZM90 261V260H89ZM88 261V263H89ZM132 261V260H131ZM166 261V260H165ZM14 262V261H13ZM86 262V261H85ZM105 262V261H104ZM225 262V263H224ZM25 263H27L25 261ZM22 263V264H25ZM62 263V262H61ZM132 263V262H131ZM155 263V261H154ZM159 263V261H158ZM157 263V264H158ZM162 263V262H161ZM29 264V263H28ZM106 264V263H105ZM132 264H138L136 262V260L133 261ZM150 264V263H149ZM156 264V263H155ZM165 264V263H164ZM174 264V263H172ZM182 264V263H181Z\"/></svg>",
	"mask_w": 264,
	"mask_h": 264
}]
</instances>
